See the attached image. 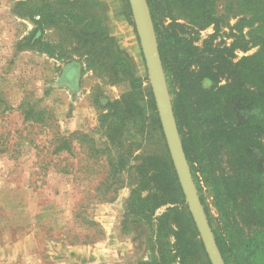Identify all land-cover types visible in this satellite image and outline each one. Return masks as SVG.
Wrapping results in <instances>:
<instances>
[{"label": "rangeland", "instance_id": "1", "mask_svg": "<svg viewBox=\"0 0 264 264\" xmlns=\"http://www.w3.org/2000/svg\"><path fill=\"white\" fill-rule=\"evenodd\" d=\"M24 1L0 0V264H210L128 0H60L56 10L85 14L94 29L44 26L47 53L17 50L40 36L17 6ZM148 1L180 140L224 261L264 264V217L214 134L264 148L263 136L221 119L230 92L254 90L239 72L258 49L224 52L242 19L236 0H216L208 26ZM132 192L151 198L148 212L128 214Z\"/></svg>", "mask_w": 264, "mask_h": 264}, {"label": "trees", "instance_id": "2", "mask_svg": "<svg viewBox=\"0 0 264 264\" xmlns=\"http://www.w3.org/2000/svg\"><path fill=\"white\" fill-rule=\"evenodd\" d=\"M60 0H26L19 2L18 7L22 9V16L33 20L40 36L22 39L17 46L18 51L23 49L36 50L47 53V44L41 38L44 26L71 27L70 21L75 22L76 27L83 29H94L92 23L85 22V14L76 12H59L56 5ZM166 3L174 12L188 14L203 26L217 24L213 8L216 0H157ZM83 2V1H81ZM148 7L150 6L147 0ZM237 10L242 19L236 25V36L230 49L224 52H234L235 50H246L257 48V52L250 58L241 60L239 75L254 90L251 92L233 90L228 94L226 106L223 108V123L229 128L236 127L240 130L258 134L264 137V0H236ZM152 22L153 17L150 14ZM37 17L38 20L34 21ZM85 22V23H84ZM61 23V25H60ZM84 23V24H83ZM33 38V40H32ZM51 55V54H50ZM162 66H164L162 60ZM188 66L183 67L187 69ZM164 72L165 68L163 67ZM219 141L223 144L226 154L232 164L240 162L236 181L248 192L249 200L257 207L258 214L264 217V148L250 139H240L232 136L228 132L221 134L218 131ZM215 138H212V142ZM61 146L66 145V140L60 139ZM210 142V143H212ZM182 147L188 161V153L182 142ZM230 196V193H227ZM150 197L140 198L134 192L128 199V214L137 215L149 211L147 208ZM203 206V202L200 199ZM157 206L153 204L151 210ZM205 211V209H204ZM206 214V211H205ZM207 216V214H206ZM209 221V220H208ZM210 225V223H209ZM222 259L221 248L217 238L214 236ZM225 263V261H224ZM157 264V263H154ZM226 264V263H225Z\"/></svg>", "mask_w": 264, "mask_h": 264}, {"label": "water", "instance_id": "3", "mask_svg": "<svg viewBox=\"0 0 264 264\" xmlns=\"http://www.w3.org/2000/svg\"><path fill=\"white\" fill-rule=\"evenodd\" d=\"M158 118L182 194L210 264H225L200 202L182 147L147 0H128Z\"/></svg>", "mask_w": 264, "mask_h": 264}]
</instances>
